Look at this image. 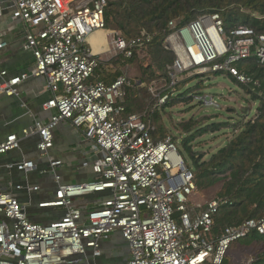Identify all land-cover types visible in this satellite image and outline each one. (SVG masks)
Returning <instances> with one entry per match:
<instances>
[{
  "label": "built area",
  "instance_id": "2783aa9c",
  "mask_svg": "<svg viewBox=\"0 0 264 264\" xmlns=\"http://www.w3.org/2000/svg\"><path fill=\"white\" fill-rule=\"evenodd\" d=\"M17 9L25 28L24 49L35 65L30 72L11 76L0 68V97H18L19 86L30 78H44L51 98L43 105L55 111L48 121H36L21 134L0 142V158L21 149V142L38 136L37 150L55 176L56 198L43 208L65 211L49 224L32 222L15 192L0 182V264H76L102 256V242L120 233L127 243V264H229L231 246L257 232L264 235V219L228 227L215 237L214 217L223 200L198 202L194 173L179 154L177 137L155 138L152 115L129 114L127 90L135 81L121 75L107 84L96 77L102 64L89 39L106 30L108 0H5ZM4 8L0 4V16ZM167 49L175 61L168 67L171 89L206 72H228L243 84L253 80L236 65L256 57L264 67V35L240 25L230 32L220 14L200 16L187 25L171 22ZM111 58L146 49L151 36L128 40L111 33ZM7 43H0V51ZM259 86L258 82H254ZM154 92V91H152ZM159 105L168 95L157 94ZM199 101L218 106L214 99ZM70 123L93 147V173L87 183L63 185L58 174L64 163L50 156L54 131ZM25 178L37 171L33 160L8 165ZM17 191L38 186L17 185ZM106 195L92 209L78 202L89 195ZM175 215H178L175 217Z\"/></svg>",
  "mask_w": 264,
  "mask_h": 264
},
{
  "label": "trees",
  "instance_id": "16d2710c",
  "mask_svg": "<svg viewBox=\"0 0 264 264\" xmlns=\"http://www.w3.org/2000/svg\"><path fill=\"white\" fill-rule=\"evenodd\" d=\"M215 13L220 14L227 32L243 25L253 29L257 35H264V0H108L105 14L106 30L111 33L120 31L128 40L151 36L152 41L146 49H150L154 55L159 70L168 72L167 68L175 61L174 53L166 51L163 47L167 36L172 32L169 24L175 21L179 26L187 25L200 16ZM100 34L99 32L94 35L105 36ZM93 36L90 42L95 53L99 54L98 50L102 47L104 39L97 41V37ZM122 58L125 57L120 55L108 63L102 62L97 78L110 84L121 76L117 73L115 78L108 80L100 71L104 66L118 63ZM136 58L135 51L133 57L127 59L126 63H131ZM236 67L253 82L243 84L224 71L216 74L230 76L249 95V103L259 102L256 117L245 121V118L250 117V114L245 112L247 114L242 115L240 121L234 124L229 121L222 125L218 124L212 127V131L207 127L195 129L191 133L194 119L180 125L183 131L188 132L181 141L180 152L192 162L190 168L194 173L198 191L204 192L215 186L221 187L215 199L223 200L225 203L214 217L215 237L220 236L228 227H238L249 220L264 219V67L259 65L254 56L240 61ZM254 82H258L259 86ZM133 89L127 90L129 114H135L129 104ZM223 128L230 130L233 137L216 153L210 155L209 159H205L206 155H200L193 144L198 137L210 132L217 133ZM160 132H165L164 127H161ZM154 136L162 138L167 135L159 136L156 132ZM242 241L261 245L262 253L251 264H264V235L253 232ZM227 262L229 263L228 260Z\"/></svg>",
  "mask_w": 264,
  "mask_h": 264
},
{
  "label": "crops",
  "instance_id": "0c3cea01",
  "mask_svg": "<svg viewBox=\"0 0 264 264\" xmlns=\"http://www.w3.org/2000/svg\"><path fill=\"white\" fill-rule=\"evenodd\" d=\"M0 4L4 8L3 15L0 16V43H7V47L0 51V68L7 70L11 76L22 75L31 71L35 59L31 52L24 49L25 28L22 27L17 9L5 0H0ZM90 39L89 43L92 46ZM105 51L99 55L103 56L109 52V50ZM110 58L103 62L108 63L111 61ZM51 95L44 78H30L19 86L18 97L1 96L0 142L11 134H21L36 121H48L54 116L55 111H46L43 108ZM38 142V136H31L21 142L20 150L0 158V182L8 188V191L17 194L32 222L49 224L61 220L65 211L41 206L56 198L58 185L51 172L43 173L48 170V160L38 152ZM93 153V147L87 142L83 133L70 123H61L54 131V147L49 154L64 163L58 173L63 185L87 183L96 178L93 173ZM26 160H33L38 167L37 171L29 174L28 178L16 169H8V165ZM17 185L38 186L39 190L17 191L15 188ZM105 197L106 195L100 194L89 195L80 199L78 204L84 209H92L96 201ZM102 252L100 258L93 260L92 252L89 251L88 260L93 264H127L130 258L129 247L120 233H115L102 242ZM76 264H88V261L84 260Z\"/></svg>",
  "mask_w": 264,
  "mask_h": 264
},
{
  "label": "rangeland",
  "instance_id": "374dc122",
  "mask_svg": "<svg viewBox=\"0 0 264 264\" xmlns=\"http://www.w3.org/2000/svg\"><path fill=\"white\" fill-rule=\"evenodd\" d=\"M99 32L101 33L100 36H106V38L105 36H93V38L97 37V41L104 39L102 47L98 50L100 54L105 50H110L112 35L109 30L98 31L97 33ZM118 32L120 33V31ZM120 34L123 35L124 33L121 32ZM163 47L166 51L171 52L167 49L166 41L163 43ZM110 57L111 53L107 52L100 56V59L107 61ZM126 60L122 58L118 63L104 66L100 73L108 80H112L117 76V73H120L135 81V89L132 90L129 102L131 110L137 114L148 112L149 115H152L151 122L159 136L166 134L177 137L179 154L188 167L192 166L191 160L180 152L181 141L188 132L183 131L180 125L194 119L195 123L191 133L195 129H206L207 127L212 131V127L218 124L222 125L228 121L234 124L240 121L242 115L247 114L245 112L250 114V117L245 118V121L253 120L257 115L259 102L249 103V95L227 74L218 75L213 72H206L197 75L194 73L193 78L181 82L173 91L170 87L169 72L159 70L150 49L138 51L137 58L131 63H126ZM96 77H98L97 73ZM199 84H201L200 87H198ZM157 94L168 95L166 104L159 105V100L156 98ZM198 97H204L208 100L212 97L218 106L201 102ZM161 127H164V133L160 132ZM232 135L230 130L223 128L217 133L210 132L203 137H198L193 145L200 155H206L205 159H209L210 155L216 153L233 137ZM220 190V186H215L204 190V192L199 191L197 200L206 204L214 200ZM261 253V245L257 243L247 244L240 240L231 246L228 261L229 264H251Z\"/></svg>",
  "mask_w": 264,
  "mask_h": 264
},
{
  "label": "bare ground",
  "instance_id": "6f19581e",
  "mask_svg": "<svg viewBox=\"0 0 264 264\" xmlns=\"http://www.w3.org/2000/svg\"><path fill=\"white\" fill-rule=\"evenodd\" d=\"M94 50V49H93ZM94 53H95V51H94ZM96 54V53H95Z\"/></svg>",
  "mask_w": 264,
  "mask_h": 264
}]
</instances>
